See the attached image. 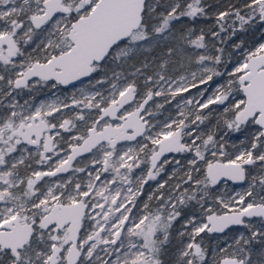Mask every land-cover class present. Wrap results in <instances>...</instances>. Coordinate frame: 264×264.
I'll list each match as a JSON object with an SVG mask.
<instances>
[{"label":"snow or ice","instance_id":"obj_1","mask_svg":"<svg viewBox=\"0 0 264 264\" xmlns=\"http://www.w3.org/2000/svg\"><path fill=\"white\" fill-rule=\"evenodd\" d=\"M210 7L203 0H0V264H163L160 257L180 206L191 202L203 209L204 221L195 215L185 221L184 227L192 229L190 242L180 249L176 264H209L210 254L196 237L224 233L234 225L250 234L240 233L228 246L232 251L221 249L226 255L219 261L213 256L212 264H264V248H252L264 245V42L250 48L243 41L233 44L235 56L208 42L223 45L238 31L264 25V0H244L240 7L216 12L218 31L201 29L194 39L192 29L174 34L173 21L207 16ZM36 38V55L26 54L23 46ZM178 40L204 52L183 57L195 66L186 75H166L167 59L152 75L146 74L147 58L139 66L134 63L162 44L171 58L182 51ZM101 73L94 80L93 74ZM139 76L144 77L143 92ZM214 77L227 79L204 99L208 89L200 85ZM82 78H89L92 89L108 84L107 94L81 89L80 98L73 94L34 109L13 95L49 81L56 87ZM190 89L197 94L177 103L175 118L162 125L145 119L153 116L146 106L154 97L170 103ZM210 105L224 106L227 130L255 128L247 147L230 153L216 126L203 131L212 114L203 110ZM64 109H74V115L65 117ZM61 130L76 132L68 149L59 147ZM121 142L134 143L118 148ZM25 144L35 146V154ZM86 153L90 159L77 161ZM168 153L191 158L181 165L167 159ZM33 160L48 164V170L33 169ZM169 164L174 167L166 173ZM256 166L262 174L251 176L246 191L213 198V186L243 182L249 167ZM70 170L85 179H45ZM162 174L168 178L158 179ZM150 181L156 187L138 208ZM210 199L219 211L205 207ZM252 218H259V227Z\"/></svg>","mask_w":264,"mask_h":264},{"label":"rangeland","instance_id":"obj_2","mask_svg":"<svg viewBox=\"0 0 264 264\" xmlns=\"http://www.w3.org/2000/svg\"><path fill=\"white\" fill-rule=\"evenodd\" d=\"M162 3L170 2V0H161ZM205 5H216V4H222V0H203ZM208 8V12L210 15L215 16L214 14L217 12V9L215 8ZM160 11H163V8L159 9ZM216 25V21H206L204 16H197L195 18L192 17H181L178 21H173L172 23V29L174 31V34L179 37L181 33L187 34L189 29H192V38L194 39L196 35H199L200 30L203 29L205 32H208L209 29L214 27ZM40 38H36L34 43H30L29 45H25L24 50L25 53H32L33 56L36 55V53L33 52V48H35V44L39 43ZM239 42L243 41L244 48H250L255 45H258L261 42H264V25H253L251 27H247L245 31L240 33L239 36ZM238 42V43H239ZM168 43H171L169 41ZM177 45L182 47V51H178L174 56L171 58L164 55L165 53V45H161L159 47H156L152 51L144 52L138 59L134 61V63L139 66L141 60L147 58L149 61V68L146 70L147 75H152L154 72L159 71V65L163 60H170L166 75L172 76L173 78H177L180 75L184 74L186 75L188 71L195 70V66H189L186 61L183 60V57L185 55H197V54H204L202 49H196L188 44H182L180 45L179 40L177 41ZM233 56L237 55L236 52H233ZM214 54V53H212ZM20 58H17V61L19 62ZM183 64V66H182ZM4 65L2 62H0V69H2ZM232 64H228V69L231 70ZM20 69L17 68L16 71H19ZM131 71V69H129ZM220 71H223V67L219 69ZM103 74L101 73L100 76L97 74H93V78L99 79L101 78ZM110 75V73H109ZM37 78H33V81ZM131 79V77L129 78ZM227 77H214L213 81H210L207 86L200 85V89H203L207 87L208 91L205 93L204 99L207 98L208 95L212 93L214 88L217 86V84H222L226 81ZM136 82L140 85V91H145L144 87V77L139 76L136 79ZM55 83V81H49L47 83H42L40 85H37L33 89H24L22 92H20L19 95H16V93H13V95L16 97V100L19 101L21 105L24 104V101H29V104L34 109L35 107H38L42 102L43 103H51L53 100L59 98L60 100H65V98H70L73 94L77 96V98H80V90L84 89L85 92L90 90H101L105 91V94H107V89L109 88L108 84H104L103 86L96 85L95 89H92L89 85V78H84L82 81L77 82L70 86H64V85H57L56 87H52V85ZM197 89H190L189 92L181 94V96H177L175 99H172L170 103H165V100L163 97H154L153 101H150L149 105H147L148 108L151 109L153 112L152 117H145V119H150V121L153 124H160L162 125L163 122H166L169 120V118H175L177 115V103H180L182 99H187L190 96H195L197 94ZM70 102V101H69ZM7 103V101H5ZM159 104H163V108H157L156 106ZM135 105H133L134 107ZM125 108H128L126 105ZM224 106H217V105H210L209 109L203 110V114H207L210 110L212 112L211 117L208 121L205 122L204 125H201V128L203 131L207 132L209 131L213 126L217 127L218 130V137L224 136V140L227 142V150L228 152H236L244 147H247L248 144L251 142L252 134L255 132V128L248 126L242 128L239 132H233L227 130L223 125V119L229 118L228 116L222 117L221 114L223 113ZM189 109H192V106H189ZM131 110V109H129ZM194 110V109H192ZM4 109L0 108V112H3ZM74 109H64L63 115L65 117L70 118L74 115ZM123 112V111H122ZM114 123L117 122L116 120H113ZM219 121V124H218ZM55 122V121H53ZM225 132H227V135H225ZM76 132L73 130L72 133L65 132L61 130V136L63 137L62 140L59 141V147L68 149V141L70 140V137L75 135ZM139 139V138H138ZM59 140V138H58ZM243 142V143H242ZM134 142H123L120 145H118V148L121 146H130ZM236 145L235 148L232 146ZM29 149L30 152L35 154L36 147L33 145H23ZM20 153L17 152L14 155H19ZM64 153L61 152L60 158H63ZM167 159L170 161L173 160H180L181 165H186V160L191 158L189 154H174L171 153L170 155L166 156ZM91 158V154L84 155L83 158L77 159V161H87ZM55 157L53 158V162L55 161ZM32 162V167L35 170H45L48 169V164L44 165H37L35 164L34 160ZM74 166H83V162L77 163L74 162ZM174 167V164H169L165 166L166 173H170L172 171V168ZM259 166L249 167V178L246 179L244 183L237 184L232 181L224 180L221 181L220 184L213 186L212 193L213 198L217 195H224L227 196H235L236 193H243L247 190L249 187V184L251 183V176H259L262 173L258 170ZM69 177H71L73 180L77 179H85V176L83 173H73L72 171H69L67 173H64L63 175H59L57 177L53 178H45L49 183H52L56 180H67ZM166 174H162L161 177L158 179L163 180L167 179ZM103 179V178H102ZM174 182V181H173ZM156 187L155 181H150L148 185L145 186V193L143 196L139 198L137 201V207L142 208V204L144 201H147L148 194L154 190ZM260 191L259 185L254 189V196L256 193ZM155 201L152 202L151 206L153 210L157 206ZM205 207H213L217 211L219 209L217 208V205L214 203L213 199H210L208 203L205 205ZM180 212L181 215L178 217L172 224V227L170 229V239L169 242L164 245L163 252L161 254V260L163 264H176L177 258L179 256L180 249L186 245L188 242H190V237L187 235V233L191 232V225L184 227L185 221L189 219L191 216L195 215L197 217L198 222L204 221V215H203V209L197 205L195 202H191L186 206H180ZM133 212L135 213L136 210L134 209ZM251 223L255 224L257 227L260 226V220L259 218H252ZM184 232L185 235L183 237L180 236V233ZM240 233H244L246 236L250 234L249 229L245 228L242 225H237L236 227H231L227 229L224 233H216L211 234L208 232L201 233L200 236L196 237L197 242H201L202 246L205 247L209 252V263L212 262L213 256L215 260H220L222 257L226 255V252H222L221 249H227V252H231L232 249L229 248V245L233 244V239L237 237ZM264 246V245H263ZM252 248L254 252H258L256 249V244L252 245ZM103 255V254H102ZM108 258V257H105ZM256 259V256H255Z\"/></svg>","mask_w":264,"mask_h":264},{"label":"trees","instance_id":"obj_3","mask_svg":"<svg viewBox=\"0 0 264 264\" xmlns=\"http://www.w3.org/2000/svg\"><path fill=\"white\" fill-rule=\"evenodd\" d=\"M244 3V0H222V4H214L212 5L211 8H215L217 9V12L218 11H223V10H226L228 9V7L230 5H234L236 7H240L242 4ZM210 9V8H209ZM207 12H208V9H207ZM204 18L206 19V21H216L215 20V16H212L210 15V13L208 12V15L207 16H204ZM237 27H238V24H237ZM211 30H214V31H218V28H216V25L214 27L211 28ZM243 32V31H238L236 36L232 37L230 40L227 41L226 44H223L221 45L219 42L217 41H208L210 44L212 43H215V45L217 47H225L226 51L228 52H231L232 51V45L233 44H237L239 41V36H240V33ZM208 40V38L206 37V41ZM137 85H140L139 83H137ZM140 90V88H139ZM156 204V203H154ZM261 248H264L263 245L261 244H256V249L259 251ZM253 259L255 260V255L253 256ZM216 261H219L218 259ZM209 264H212V262L210 261Z\"/></svg>","mask_w":264,"mask_h":264},{"label":"water","instance_id":"obj_4","mask_svg":"<svg viewBox=\"0 0 264 264\" xmlns=\"http://www.w3.org/2000/svg\"><path fill=\"white\" fill-rule=\"evenodd\" d=\"M82 79H84V78H82ZM77 82H80V81H75L73 84H75V83H77ZM64 86H70V85H64ZM150 103V102H149ZM147 107V106H146ZM121 111H123V109L121 110ZM113 120H115V119H113ZM113 123H114V121H112ZM121 143H123V142H121ZM171 153H168V154H166V156H168V155H170ZM174 154H179V153H174ZM84 155H88L87 153L86 154H84ZM84 157V156H83ZM79 158H81V157H78L77 159H79ZM45 170H48V169H45ZM71 171V170H70ZM64 173H62V174H58V176L59 175H63ZM246 181V180H245ZM245 181H243V182H234V183H237V184H241V183H244ZM233 182V181H232ZM237 225H234V226H231V227H236ZM230 227V228H231ZM225 231H227V229L225 230ZM216 233H219V232H212L211 234H216ZM223 258V257H222ZM221 258V259H222ZM220 259V260H221Z\"/></svg>","mask_w":264,"mask_h":264}]
</instances>
